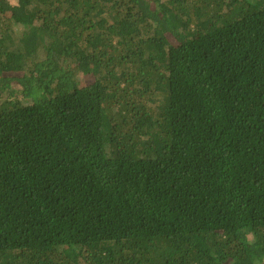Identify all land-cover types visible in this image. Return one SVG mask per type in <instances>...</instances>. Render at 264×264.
<instances>
[{"label":"trees","instance_id":"obj_1","mask_svg":"<svg viewBox=\"0 0 264 264\" xmlns=\"http://www.w3.org/2000/svg\"><path fill=\"white\" fill-rule=\"evenodd\" d=\"M0 264H264V0H0Z\"/></svg>","mask_w":264,"mask_h":264},{"label":"rangeland","instance_id":"obj_2","mask_svg":"<svg viewBox=\"0 0 264 264\" xmlns=\"http://www.w3.org/2000/svg\"><path fill=\"white\" fill-rule=\"evenodd\" d=\"M81 80H82V77H81ZM83 80H84V79H83ZM85 80H87V79H85ZM85 80H84V81H85Z\"/></svg>","mask_w":264,"mask_h":264}]
</instances>
